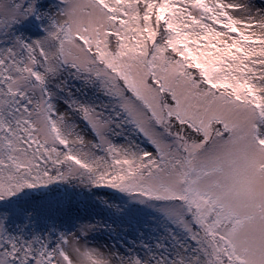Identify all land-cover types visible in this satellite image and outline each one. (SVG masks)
I'll return each mask as SVG.
<instances>
[{
  "label": "snow or ice",
  "instance_id": "snow-or-ice-1",
  "mask_svg": "<svg viewBox=\"0 0 264 264\" xmlns=\"http://www.w3.org/2000/svg\"><path fill=\"white\" fill-rule=\"evenodd\" d=\"M0 264H264V0H0Z\"/></svg>",
  "mask_w": 264,
  "mask_h": 264
},
{
  "label": "rangeland",
  "instance_id": "rangeland-1",
  "mask_svg": "<svg viewBox=\"0 0 264 264\" xmlns=\"http://www.w3.org/2000/svg\"><path fill=\"white\" fill-rule=\"evenodd\" d=\"M255 3L257 5H259L261 3V0H255ZM108 242V243H114V242H117V241H113V239L111 237H108L106 234L103 235V236H100V237H97L95 243L97 244H104L105 242Z\"/></svg>",
  "mask_w": 264,
  "mask_h": 264
},
{
  "label": "trees",
  "instance_id": "trees-1",
  "mask_svg": "<svg viewBox=\"0 0 264 264\" xmlns=\"http://www.w3.org/2000/svg\"><path fill=\"white\" fill-rule=\"evenodd\" d=\"M129 242H131V241H130V238H129Z\"/></svg>",
  "mask_w": 264,
  "mask_h": 264
}]
</instances>
